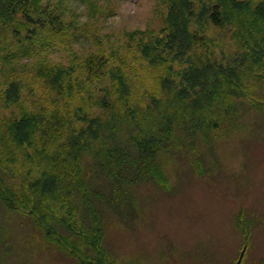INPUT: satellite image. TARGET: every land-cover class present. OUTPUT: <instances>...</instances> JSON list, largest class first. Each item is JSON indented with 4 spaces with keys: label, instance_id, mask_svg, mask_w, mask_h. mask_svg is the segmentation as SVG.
Returning a JSON list of instances; mask_svg holds the SVG:
<instances>
[{
    "label": "rangeland",
    "instance_id": "374dc122",
    "mask_svg": "<svg viewBox=\"0 0 264 264\" xmlns=\"http://www.w3.org/2000/svg\"><path fill=\"white\" fill-rule=\"evenodd\" d=\"M69 1L80 14L88 41L84 46L57 47L50 60L78 66L92 52L112 55L114 68L124 62L134 106L145 107L161 97L166 103L184 89L188 101L203 102L200 88L185 77L202 62L231 68L243 90L231 91V104H225L226 108L222 104V115L215 116L219 127L212 131L189 136L180 122L174 124L179 144L157 150L167 186L152 181L134 183L129 188L131 208L123 200L121 215L102 208L104 245L109 253L118 264H264V69L252 56L260 45H254L249 35L234 34V23L219 28L209 19L193 17L189 29L200 36V42L180 51L169 43L168 8L163 0H97L95 8ZM216 1L203 0L209 6ZM194 7L195 13H201V0H195ZM14 38L11 29L0 24L1 45ZM145 44L156 46L167 61L151 63L142 53ZM169 65L171 76L164 77ZM77 70L78 79L81 69ZM1 75L0 71V91L5 87ZM161 77L168 83L160 81ZM83 85L76 100L84 103L89 117L103 121L105 111L99 99L112 89L110 72L88 78ZM116 97L117 93L110 95L113 101ZM20 109L19 105L5 107L0 95V118L21 116ZM135 114L141 115L139 111ZM84 140H92L88 147L97 145L89 136ZM7 181L12 184L11 179ZM66 195L80 206L76 192L65 191ZM48 202L57 217L68 223H78V218L91 223L84 206L76 215L59 196L49 197ZM128 212L133 214L130 219ZM0 264H77V260L58 242L46 239L32 218L0 202Z\"/></svg>",
    "mask_w": 264,
    "mask_h": 264
},
{
    "label": "trees",
    "instance_id": "16d2710c",
    "mask_svg": "<svg viewBox=\"0 0 264 264\" xmlns=\"http://www.w3.org/2000/svg\"><path fill=\"white\" fill-rule=\"evenodd\" d=\"M73 1L92 8L97 2ZM163 1L168 8L165 21L171 46L173 43L185 51L200 42V36L189 29L193 17L209 19L219 28L234 23V34L249 35L254 45H260V53L254 49L252 56L264 69V0L255 4L251 0H217L210 6L201 0V13H195V0ZM80 19L69 0H0V24L9 27L15 37L8 44L0 42L5 86L0 95L5 107L19 105L22 113L0 118V202L32 218L46 239L58 242L77 264H118L104 245L102 211L109 209L121 215L122 200L131 208L134 202L129 188L134 183L152 181L167 186L157 150H170L179 144L174 124L180 122L189 136L212 131L219 127L222 104L225 108L231 104V91L243 90L239 77L234 81L231 68L202 62L191 67L185 77L200 88L203 102L188 101L184 89L166 103L161 97L155 98L154 104L134 106L124 62L114 68L112 55L92 52L78 66L50 60V53L57 47L85 45L88 38ZM157 49L145 44L142 53L151 63L165 61ZM23 58L29 60L22 63ZM77 67L81 69L78 79ZM165 68L169 74L164 77L171 76L173 67ZM105 70L110 72L112 89L99 99L105 111L102 121L89 117L84 103L76 98L85 89L84 81L97 79ZM164 77L157 80L168 83ZM114 93L118 94L115 101L110 98ZM138 111L140 116L135 114ZM85 136L97 141L95 148L88 147L92 140L85 141ZM65 191L76 192L80 206H75ZM58 196L69 204L71 214L77 215L84 206L91 223L85 224L78 217V223H68L57 217L48 199ZM128 214L129 219L133 217Z\"/></svg>",
    "mask_w": 264,
    "mask_h": 264
}]
</instances>
